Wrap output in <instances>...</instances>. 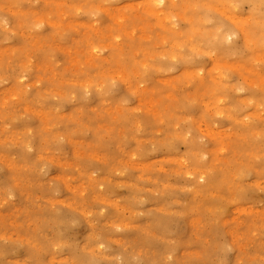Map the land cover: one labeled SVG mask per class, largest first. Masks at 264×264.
Instances as JSON below:
<instances>
[{"label": "rangeland", "instance_id": "374dc122", "mask_svg": "<svg viewBox=\"0 0 264 264\" xmlns=\"http://www.w3.org/2000/svg\"><path fill=\"white\" fill-rule=\"evenodd\" d=\"M150 1L0 0V264H264V0Z\"/></svg>", "mask_w": 264, "mask_h": 264}, {"label": "bare ground", "instance_id": "6f19581e", "mask_svg": "<svg viewBox=\"0 0 264 264\" xmlns=\"http://www.w3.org/2000/svg\"><path fill=\"white\" fill-rule=\"evenodd\" d=\"M146 1L149 2L150 0H145V2H146ZM153 1H154V0H153ZM158 1H159V2H157L158 4L155 3V5H159V3H161L162 0H158ZM150 2H152V1H150ZM150 2H149V3H150ZM153 3H154V2H153ZM186 3H188V2H186ZM226 3H227V2H226ZM146 4H148V3H146ZM231 4H232V3H231ZM155 5H154V6H155ZM235 5H236V4H235ZM229 6H230V5H229ZM147 8H148V7H147ZM205 9H206V8H205ZM145 11H146V10H145ZM147 11H148V9H147ZM147 11H146V12H147ZM160 11H161V10H160ZM160 11H158V12H157V11L154 12V11H152V10H151V11L149 10L150 13L152 12L151 14H155V13H156V14L154 15L156 18L158 17L157 15H159V14L161 13ZM149 12H148V13H149ZM222 12H223V11H222ZM222 12H221V13H222ZM150 13H149V14H150ZM162 14H163V13H162ZM163 18L165 19V16H164V15H163ZM163 18H161V19H163ZM167 20H169V17L167 18ZM170 20H171V19H170ZM232 20H233V19H232ZM190 21H191V20H190ZM208 21H209V20H208ZM233 21H234V20H233ZM159 26H160V25H159ZM239 28H240V27H239ZM146 38H147V37H146ZM227 41H228V40H227ZM184 44H185V43H184ZM189 46H190V45H189ZM92 53H93V52H92ZM176 54H177V53H176ZM118 74H119V73H118ZM25 88H26V87H25ZM71 95H72V94H71ZM218 100H219V99H218ZM214 102H215V101H214ZM219 103H220V102H219ZM221 103H222V102H221ZM216 104H217V103H216ZM243 117H244V116H243ZM209 131H210V130H209ZM211 132H212V131H211ZM211 132H210V133H211ZM208 133H209V132H208ZM202 157H203V156H202ZM188 176H189V175H188Z\"/></svg>", "mask_w": 264, "mask_h": 264}]
</instances>
